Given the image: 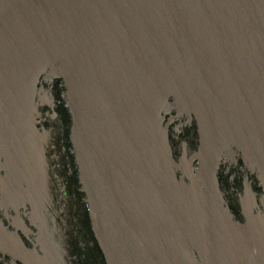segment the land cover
<instances>
[{"label":"water","instance_id":"1","mask_svg":"<svg viewBox=\"0 0 264 264\" xmlns=\"http://www.w3.org/2000/svg\"><path fill=\"white\" fill-rule=\"evenodd\" d=\"M0 264H264V0H0Z\"/></svg>","mask_w":264,"mask_h":264}]
</instances>
